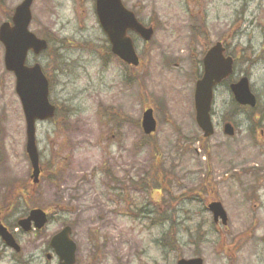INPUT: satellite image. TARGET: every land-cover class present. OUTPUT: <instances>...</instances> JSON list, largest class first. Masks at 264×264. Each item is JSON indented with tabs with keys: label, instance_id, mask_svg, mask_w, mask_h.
Instances as JSON below:
<instances>
[{
	"label": "rangeland",
	"instance_id": "obj_1",
	"mask_svg": "<svg viewBox=\"0 0 264 264\" xmlns=\"http://www.w3.org/2000/svg\"><path fill=\"white\" fill-rule=\"evenodd\" d=\"M22 1H0V25ZM122 1L155 28L149 43L131 34L142 61L135 69L108 52L95 0H34L30 30L50 48L27 64L44 68L58 111L37 124L38 185L0 43V205L17 214L39 207L52 219L42 241L19 233L25 258L56 264L37 255L66 224L78 264H264V0ZM232 40L233 82L248 77L257 106L237 104L231 82L219 86L215 134L204 139L194 106L200 61ZM149 108L158 127L145 139ZM212 202L222 203L227 226L214 223Z\"/></svg>",
	"mask_w": 264,
	"mask_h": 264
},
{
	"label": "water",
	"instance_id": "obj_2",
	"mask_svg": "<svg viewBox=\"0 0 264 264\" xmlns=\"http://www.w3.org/2000/svg\"><path fill=\"white\" fill-rule=\"evenodd\" d=\"M34 0H24L17 8L13 17L14 26L5 23L0 27V43L4 46L5 69L13 73L16 79L15 91L21 102L26 123V153L32 167L31 178L38 184L41 174L40 155L37 145V123L49 121L55 117L56 107L51 104L49 82L40 65L28 67L27 56L30 51L39 55L48 48L45 40L38 39L30 32L32 22L31 8ZM95 10L99 25L107 36L112 53L127 65L138 67L140 59L136 52L133 39L129 33H135L144 42H150L155 34L153 27H146L138 21L135 14L127 9L122 0H96ZM224 48L217 43L204 58V74L197 81L195 89L196 122L204 134V138L214 135L211 110L214 100V88L232 75L234 61L224 57ZM235 101L241 106L255 108L256 96L250 88L247 77L241 78L231 85ZM1 129V121H0ZM142 129L147 136L157 130L154 110L148 109L142 117ZM224 134L234 137L235 128L231 123L224 126ZM214 222L220 221L223 226L228 224V215L221 202H212L208 206ZM34 221L38 229L47 222L46 214L40 210L31 212L27 220L21 222L25 231H29L30 222ZM71 228L67 227L51 241V246L59 256L61 264H75L77 246L70 238ZM0 237L10 248L19 251L13 236L0 224ZM177 264H204L202 258L180 259Z\"/></svg>",
	"mask_w": 264,
	"mask_h": 264
},
{
	"label": "flooded vegetation",
	"instance_id": "obj_3",
	"mask_svg": "<svg viewBox=\"0 0 264 264\" xmlns=\"http://www.w3.org/2000/svg\"><path fill=\"white\" fill-rule=\"evenodd\" d=\"M0 1H4V0H0ZM19 6V5H18ZM16 6L14 11H10L8 13V18H7V21H4L0 27L5 24V23H8L11 25V27L14 26V23H13V17H14V14H15V11H16V8L18 7ZM40 38V37H39ZM42 39V38H40ZM47 40V39H45ZM108 40V39H107ZM109 43V41H108ZM224 46V56L227 58H231L232 62H233V40H232V45L231 47H227L225 45ZM210 49V48H209ZM208 49V50H209ZM108 52L111 53V46L109 44L108 46ZM208 52V51H207ZM206 52V53H207ZM45 52L41 53L40 55H35L33 52H30L28 54V56L30 54H33L34 56H42ZM204 53V56L205 54ZM204 59V57H203ZM203 59L200 61L201 62V77L203 75V68H204V65H203ZM36 64H39V63H35L34 65ZM28 65V64H27ZM34 65H28L29 67H32ZM43 71H44V68L42 67ZM45 73V71H44ZM46 77L48 78L47 74L45 73ZM200 77V78H201ZM49 80V78H48ZM232 80V81H231ZM229 81V88H230V85L233 83V72H232V76L229 80H226V81H223L221 84H219L216 88H215V91L216 89L219 87V86H222L224 85L226 82ZM50 82V81H49ZM226 122H231L229 120H225V123ZM42 175V173H41ZM41 178V177H40ZM40 181V180H39ZM23 199V198H22ZM11 206V205H10ZM8 205H0V224L7 229V231L13 236L17 246L19 247V251H16L14 250L13 248H10L8 245H6V243L3 241V239L0 237V264H3L5 259L7 260L8 258L10 259V262H14L15 264H34V258L36 257H33L32 260H28L25 258L24 256V252L26 251L25 248L23 249V245H22V242H21V239H20V236H19V233L21 234H26V235H29V236H34V237H37L39 239H37V242L39 241H42L43 238H40V236L42 235V233L44 232V230L46 229V227L48 225L51 224L52 222V219L50 217V214L48 212V210H44L42 209L46 215H47V219H48V222L47 224L41 228V229H38L36 228L35 226V222L34 221H31L30 222V225L28 226L30 228L29 231H25L24 228L21 226V222H23L24 220H27L29 217H30V214L32 211L36 210V209H40L39 207L37 208H33V209H25L24 211L21 210V209H17L19 210V214H17V211L16 210H12V206L10 207ZM3 207V208H2ZM14 207V206H13ZM13 211V212H12ZM15 213H16V216H15ZM16 226V227H15ZM69 227V225H66V224H63L61 226V228L50 238V240L48 241L47 245H45L44 248H42L39 252V254L37 255L39 258H40V254H44L45 256V259L49 262H55L56 264H61L62 262L60 261V258L58 255H56L55 251L53 250L52 246H51V241L52 239L58 234L60 233L62 230H64L65 228ZM71 238H72V228H71ZM73 239V238H72ZM74 240V239H73ZM76 243V242H75ZM77 245V243H76ZM78 249V247H77ZM8 253L10 255H8ZM21 258V259H20ZM75 264H78L77 262V251H76V256H75Z\"/></svg>",
	"mask_w": 264,
	"mask_h": 264
},
{
	"label": "trees",
	"instance_id": "obj_4",
	"mask_svg": "<svg viewBox=\"0 0 264 264\" xmlns=\"http://www.w3.org/2000/svg\"><path fill=\"white\" fill-rule=\"evenodd\" d=\"M57 113H58V111H57ZM146 138L148 139V137H145V139H146ZM157 154H158V153H157ZM155 155H156V153H155ZM156 156H157V159L160 158V154H158V155H156ZM158 157H159V158H158ZM156 172H157V171H156ZM158 175L161 176V173L159 172ZM171 230H172V229H171ZM171 232H172V231H169V232L165 235V236H167L166 238H168V236H170L169 234H170ZM170 237H171V236H170Z\"/></svg>",
	"mask_w": 264,
	"mask_h": 264
}]
</instances>
